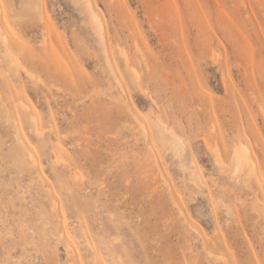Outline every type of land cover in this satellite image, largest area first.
Listing matches in <instances>:
<instances>
[{
    "label": "rangeland",
    "instance_id": "obj_1",
    "mask_svg": "<svg viewBox=\"0 0 264 264\" xmlns=\"http://www.w3.org/2000/svg\"><path fill=\"white\" fill-rule=\"evenodd\" d=\"M0 264H264V0H0Z\"/></svg>",
    "mask_w": 264,
    "mask_h": 264
},
{
    "label": "bare ground",
    "instance_id": "obj_2",
    "mask_svg": "<svg viewBox=\"0 0 264 264\" xmlns=\"http://www.w3.org/2000/svg\"><path fill=\"white\" fill-rule=\"evenodd\" d=\"M8 55H10L9 59H11V61L14 63L16 61V59L14 57H12L10 53H8ZM32 120H33V117H32ZM35 132H37V130ZM208 255H209V253H208Z\"/></svg>",
    "mask_w": 264,
    "mask_h": 264
}]
</instances>
